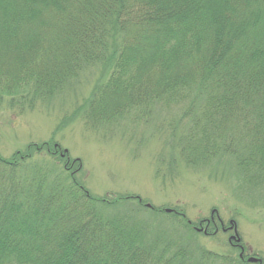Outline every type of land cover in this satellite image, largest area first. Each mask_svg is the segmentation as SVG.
Instances as JSON below:
<instances>
[{
	"label": "trees",
	"instance_id": "1",
	"mask_svg": "<svg viewBox=\"0 0 264 264\" xmlns=\"http://www.w3.org/2000/svg\"><path fill=\"white\" fill-rule=\"evenodd\" d=\"M94 65L82 120L180 107L167 125H182L187 165L232 158L264 192V0H0V108H31ZM60 154L52 140L0 155V264H250L137 219L139 198L92 195Z\"/></svg>",
	"mask_w": 264,
	"mask_h": 264
},
{
	"label": "rangeland",
	"instance_id": "2",
	"mask_svg": "<svg viewBox=\"0 0 264 264\" xmlns=\"http://www.w3.org/2000/svg\"><path fill=\"white\" fill-rule=\"evenodd\" d=\"M104 73L99 65L89 66L66 91L34 100L31 108L18 111L2 106L0 155L10 159L27 152L30 145L53 140L61 146V154L69 152L70 158L63 160L80 165L77 177L92 195L140 198L141 207L132 204L137 219L153 221L160 230H177L183 242L197 250L239 257V250L229 243L233 233L219 229L213 235L214 228L206 227V221L212 219L219 227L218 218L225 227L234 223L247 251L246 262L250 257L264 262V192L245 185L232 158L224 157L205 168L187 165L176 146L183 136L182 125L175 124L180 120V107L158 104L152 114L134 110L110 126L91 125L81 119L79 110ZM170 121L175 123L169 127ZM146 204L163 213L155 215ZM174 211L183 214L192 228L187 230L185 221L175 219ZM195 228H203L209 235L197 233Z\"/></svg>",
	"mask_w": 264,
	"mask_h": 264
},
{
	"label": "flooded vegetation",
	"instance_id": "3",
	"mask_svg": "<svg viewBox=\"0 0 264 264\" xmlns=\"http://www.w3.org/2000/svg\"><path fill=\"white\" fill-rule=\"evenodd\" d=\"M219 225L220 226L218 227L214 219H212L211 221H206V227L207 228L212 227V228H214V231H219V229H220L221 231H223L226 234L230 233V232L233 233V231L229 230V227H225V225H224V223L222 221L219 222ZM237 249L239 250L240 253H242V249L244 250L243 257L244 256H248L246 249L242 245L241 246L238 245Z\"/></svg>",
	"mask_w": 264,
	"mask_h": 264
},
{
	"label": "water",
	"instance_id": "4",
	"mask_svg": "<svg viewBox=\"0 0 264 264\" xmlns=\"http://www.w3.org/2000/svg\"><path fill=\"white\" fill-rule=\"evenodd\" d=\"M147 207H148V208H151V205H150V204H148V205H147ZM167 213H170V211H169V210H167ZM235 232H236V236H235V237H233L232 239H234V240H237L238 234H237V230H236V229H235ZM237 241L239 242V241H240V239H238ZM249 262H250V263H256V262H259V260H258V259H256V258H250V259H249Z\"/></svg>",
	"mask_w": 264,
	"mask_h": 264
}]
</instances>
